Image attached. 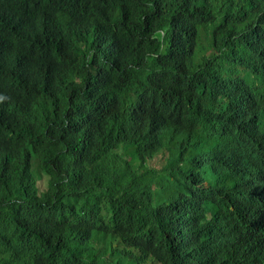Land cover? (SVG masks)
I'll return each instance as SVG.
<instances>
[{"label": "trees", "instance_id": "trees-1", "mask_svg": "<svg viewBox=\"0 0 264 264\" xmlns=\"http://www.w3.org/2000/svg\"><path fill=\"white\" fill-rule=\"evenodd\" d=\"M220 1L0 0V264H192L237 226L264 56L197 34Z\"/></svg>", "mask_w": 264, "mask_h": 264}, {"label": "clouds", "instance_id": "clouds-1", "mask_svg": "<svg viewBox=\"0 0 264 264\" xmlns=\"http://www.w3.org/2000/svg\"><path fill=\"white\" fill-rule=\"evenodd\" d=\"M83 1L74 0L75 14ZM225 6L231 9L227 15L223 13ZM259 12H262V17L258 15ZM189 18L193 22L191 13ZM216 25H223L227 31L232 29L230 37L244 30L247 48L257 50L264 56V0L217 2L197 34L209 39ZM193 37V31L182 37L175 33L174 40ZM155 56L159 55L156 53ZM260 106L264 111V105ZM259 111L258 119L261 118ZM258 134L263 137V153L250 165L240 186L237 226L231 232L222 227L206 229L199 257L192 264H264V127Z\"/></svg>", "mask_w": 264, "mask_h": 264}]
</instances>
